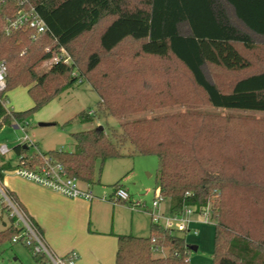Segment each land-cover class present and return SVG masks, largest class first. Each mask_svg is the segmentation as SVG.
Returning <instances> with one entry per match:
<instances>
[{"label":"trees","instance_id":"1","mask_svg":"<svg viewBox=\"0 0 264 264\" xmlns=\"http://www.w3.org/2000/svg\"><path fill=\"white\" fill-rule=\"evenodd\" d=\"M29 1L47 30L39 35L30 29L6 33L0 14V60L6 64L1 96L7 98L6 92L17 85L26 86L33 105L8 113L0 103V128L14 121L25 125L33 111L82 81L98 94L97 111L115 117L173 104L264 111V64L250 58L256 39L264 41V0H137L132 5L128 0ZM90 32L96 33V47L78 50V39ZM126 39L138 42L132 54L135 62L154 56L169 63L165 62L162 70L123 62L127 54L122 56L117 49ZM59 47L70 61L51 62L47 71L38 73L37 67ZM208 66L232 75L222 78L215 73L212 78L206 73ZM184 76V81L202 93L201 102L191 99L186 90L173 92L184 87L183 81L179 82ZM160 77L163 82H159ZM95 116L93 110L77 114L81 122H91ZM220 118L190 110L137 118L122 122L119 130L97 126L72 133V150L44 153L89 186L94 183L97 162L125 155H155L156 185L158 193L168 200L170 215H181L186 207L202 214L213 195L221 192L209 212L214 223L213 264H264V228L255 239L248 233L229 231L223 218L224 189L231 185L228 195L234 196L241 187V180L228 173V165L235 168L237 163L227 157L223 146L228 139L232 141V130L240 133L243 129L228 120L221 125ZM236 144L242 146L243 142ZM13 152L15 161L0 155V183L5 171L40 162L31 146L17 143ZM118 185L113 184V190ZM4 188L27 215L12 192ZM4 208L7 210L6 205ZM8 221L0 230V242L5 238L12 241L13 236L25 242L17 217L8 213ZM224 230L232 232L225 245L220 242ZM116 238L114 264L189 263L191 248L184 236L152 219L147 236L118 234ZM162 248L164 255L160 254ZM32 255L37 264H46L44 254Z\"/></svg>","mask_w":264,"mask_h":264},{"label":"rangeland","instance_id":"2","mask_svg":"<svg viewBox=\"0 0 264 264\" xmlns=\"http://www.w3.org/2000/svg\"><path fill=\"white\" fill-rule=\"evenodd\" d=\"M135 1L137 0H128V3L132 5ZM106 20H108L107 17ZM77 42L79 45L76 44L75 46L78 50L79 48L84 50L96 47V33L90 32L78 39ZM137 47V41L124 40L117 49L122 56L127 54L122 61L126 63L138 62L141 65L158 69L162 67V70L165 62L169 63L154 56L141 57L138 59L139 61L135 62L136 60L132 54ZM250 58L260 62V65L264 64V41L262 39H256L255 48L251 51ZM172 62L170 61V64ZM49 65L50 60L43 61L37 67L38 73L47 71ZM205 70L212 78H214L213 74L215 73L222 78L232 75L225 70H217L212 66H208ZM184 78L186 76L179 81H183L184 87H176L173 92L186 90L189 92L187 95L191 99H197L201 102L202 93L192 84L190 86V83L184 81ZM163 81L164 78L160 77L159 82ZM6 95V104L13 110H24L33 105V100L28 94L26 86L17 85L9 89ZM98 102V94L87 81L77 82L52 98L41 108L33 111L26 119L23 131L32 141L34 140L38 144L41 151L47 152L52 149L72 150L74 141L71 134L75 132L85 131L99 125L105 130L112 128L119 130L120 124L124 121L179 111H203L218 115L221 117L219 120L221 125H224L226 120L230 121L232 125L238 123L239 129L242 127L243 132L240 130V133H237L236 131L232 132V130L230 136L232 141L228 139L227 144L225 143L226 146L223 147L227 148V150L225 149L227 157L232 158L231 161L237 163L235 168L232 167L233 164L228 165V169H231V171L228 170V173L234 174L238 180H241V187L234 196L228 195L232 192L230 190L231 185L227 187L228 190L224 189L222 198L226 205L223 218L229 231L248 233L250 237L255 239L261 235L264 228V126H262L264 124V111L222 109L207 104H173L115 117L98 112ZM82 110L96 111V116L91 122H81L77 114ZM41 122L48 124L40 125ZM234 129L236 130V127ZM23 131L20 128H14L12 124L0 128V144L4 143L9 148L6 157H14L11 148L21 141ZM241 140L243 142L242 146L237 145L236 141ZM157 165V157L152 154L110 157L105 159L102 164L96 163L94 183L90 185V189L94 194L91 200L99 199L95 196H102L101 200L103 202L101 203L109 205V207L102 206L99 209L98 226L102 230H110L111 226H114L116 232L111 231L112 233L147 236L152 215H159L157 221L153 218L154 222L165 223V217L170 216L168 200L161 199L157 207L152 205L157 196ZM10 173L14 174V171L10 170ZM116 181H119V184L123 185L128 192L129 198L127 201L114 202L110 200V197L113 196L111 184ZM220 195L221 192L218 195H213L202 214L192 213L186 215L191 222L196 220L194 227H189L188 231L174 229L178 234L184 236L188 244L199 246L195 251L190 247L188 264H213L214 223L209 219V212L211 207L215 205V201L220 198ZM2 199L3 197L0 196V230L4 227V223L8 222V212L4 208L5 201ZM131 201L135 202L134 208L131 207ZM190 224L193 225V223ZM91 225L92 221H90ZM230 233L226 234L225 230L223 233L221 232L220 242L223 245L230 239ZM32 253V249L23 241L12 242L9 238H5L0 242V264H37ZM160 254H166L165 249L162 248ZM110 258L111 264H113L114 253L113 257L111 255Z\"/></svg>","mask_w":264,"mask_h":264},{"label":"built area","instance_id":"3","mask_svg":"<svg viewBox=\"0 0 264 264\" xmlns=\"http://www.w3.org/2000/svg\"><path fill=\"white\" fill-rule=\"evenodd\" d=\"M0 14L6 33L17 29H30L34 34L39 35L47 30L45 21L29 0H0ZM48 60H50V63L60 60L64 63H68L70 58L65 50L59 47L53 51ZM5 75L6 64L4 60H0V103L5 110L10 113L13 109L7 106V98H2L3 96H1L5 89ZM13 124L23 131L24 125L16 121H14L12 125ZM19 143L31 146L35 155L40 158V162L15 167L13 171L16 175L40 186L49 188L68 198L91 200L94 197L89 185L84 186L77 178L70 176L61 162L41 151L37 143L34 140L32 141L24 131ZM8 151L9 149L6 144H0V155L4 156ZM18 159L19 158H17V160ZM112 194L113 196L110 197V200L114 202L127 201L129 198L128 192L123 187H115ZM0 196H2V200L5 201L8 213L10 215H15L19 224L23 227L20 236H24V241L31 245L33 252L44 254L47 259L46 264H69L77 257L75 252H71L65 257L55 254L19 205L8 196L2 183H0ZM161 199H163L162 196L157 192V196L152 202L153 207H157ZM134 206L135 202L131 201V207L134 208ZM188 214H192L191 207H186L181 215H170L165 217V223L162 225L165 228L185 231L190 221L189 218L186 217ZM153 218L157 221L159 215H152V220ZM17 240V236L12 237V241L15 242Z\"/></svg>","mask_w":264,"mask_h":264},{"label":"crops","instance_id":"4","mask_svg":"<svg viewBox=\"0 0 264 264\" xmlns=\"http://www.w3.org/2000/svg\"><path fill=\"white\" fill-rule=\"evenodd\" d=\"M12 126L18 128L15 124ZM11 149L13 152V146ZM5 158L15 161V155L13 158L6 156ZM1 183L12 192L30 219L38 225L44 241L55 254L62 257L71 252L77 254L69 264H111L110 257L111 255L113 257V253L115 259L116 235L121 233H112L116 232L114 226H111L110 230H102L98 226L99 209L102 206L109 207L107 203H101L102 196H95L99 198L96 200L68 198L15 173H10V170L4 172ZM119 186L123 187L121 184ZM156 192H158L157 187ZM90 221H92L91 226ZM194 222L196 220L188 222L186 231L189 227H194ZM8 224L9 221L4 223L2 229ZM189 246L195 247L194 251L199 247L193 244Z\"/></svg>","mask_w":264,"mask_h":264},{"label":"water","instance_id":"5","mask_svg":"<svg viewBox=\"0 0 264 264\" xmlns=\"http://www.w3.org/2000/svg\"><path fill=\"white\" fill-rule=\"evenodd\" d=\"M39 124H40V125H46V124H48V123H46V122H41V123H39ZM98 128H99V129H102L103 127H102L101 125H99ZM191 248L195 249V247H191Z\"/></svg>","mask_w":264,"mask_h":264}]
</instances>
